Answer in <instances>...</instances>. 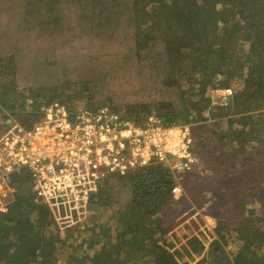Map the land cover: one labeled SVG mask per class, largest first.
Masks as SVG:
<instances>
[{
  "label": "trees",
  "instance_id": "trees-1",
  "mask_svg": "<svg viewBox=\"0 0 264 264\" xmlns=\"http://www.w3.org/2000/svg\"><path fill=\"white\" fill-rule=\"evenodd\" d=\"M63 1L52 0V4ZM128 7L135 56L142 62L141 56L148 51L152 75H161V89L176 90L179 100L178 105L171 101L127 105L124 120L144 126L154 117L166 127L190 126L194 149L196 144L208 147L207 139L219 128L218 117L226 120L227 127L217 133L222 147L239 154L264 140V0H128ZM17 64L15 53L0 56V104L11 109L14 118L0 120V129L18 122L25 129L33 128L62 96L54 87L41 86L28 96L34 100L33 111L19 113L25 89L8 81V73L12 78L16 74ZM238 81L242 88L212 107L209 93L229 89ZM232 166L244 169L242 163ZM248 172L257 177L254 192L261 191L264 172L254 171L253 166ZM11 177L16 192L8 212L0 213V264H63L59 255L66 251L65 264H181L179 253L161 242L172 230L164 221L174 203L175 185L163 165L109 175L88 205L89 217H82L92 227L78 244L70 242L74 237L69 235L73 228L83 227L78 218L74 217L73 226L62 225L48 205L36 201L26 171ZM117 186L127 188L130 197L112 217L115 236L110 237L108 229L99 238L98 215L116 203L110 193ZM238 201L243 213L246 205ZM242 213L231 228L225 219L218 220L209 245L197 236L189 238L183 247L185 255L197 256L195 264H264V212L246 211L249 219ZM60 230H66V237ZM229 243L235 252L228 250Z\"/></svg>",
  "mask_w": 264,
  "mask_h": 264
},
{
  "label": "rangeland",
  "instance_id": "rangeland-1",
  "mask_svg": "<svg viewBox=\"0 0 264 264\" xmlns=\"http://www.w3.org/2000/svg\"><path fill=\"white\" fill-rule=\"evenodd\" d=\"M128 15V0H64L59 5H53L52 0H0V56L9 53L18 56L16 74L12 78L8 73V81L25 89L26 98L18 108L19 113L33 111L34 100L28 96L35 94L31 90L41 86L54 87L55 93L62 95L56 102L71 115L108 107L124 116L127 105L160 101L178 105L176 90L161 89L158 81L161 75H152L151 54L145 51L142 62L135 56ZM234 83L231 88L235 94L242 83ZM209 95L212 107L224 101L219 90ZM68 96H71L69 101ZM10 113L11 109L0 104V120L13 118ZM216 122L220 125L216 134L207 139L208 147L196 144L193 149L197 159L195 169L185 175L182 196L174 199L165 215L164 222L172 230L161 242L171 252L179 253L181 264L199 261L197 256L184 253L189 238L197 236L209 245L216 236L218 220L225 219L230 228L235 225L242 213L238 200L245 203L242 214L248 219L246 211L264 212V185L261 191L254 192L253 182L257 177L248 172L253 166L254 171L258 169L263 174L264 140L236 154L234 148L222 147L218 141L217 133L225 131L226 120L218 117ZM11 126L4 124L0 136ZM239 163L243 170L232 166ZM110 197L116 203L105 206L98 215L101 228L95 231L101 233L99 238L108 229H111L110 237L115 236L116 220L112 217L130 195L127 188L117 186ZM85 219L78 220L82 228H73L69 234L74 237L70 241L73 244L82 242L85 230L92 227ZM61 232L66 237V230ZM228 250L236 251L230 243ZM68 252L59 255L63 264Z\"/></svg>",
  "mask_w": 264,
  "mask_h": 264
},
{
  "label": "built area",
  "instance_id": "built-area-1",
  "mask_svg": "<svg viewBox=\"0 0 264 264\" xmlns=\"http://www.w3.org/2000/svg\"><path fill=\"white\" fill-rule=\"evenodd\" d=\"M220 95L227 99L233 90ZM74 116L56 103L33 128L14 123L0 136L1 214L8 212L16 192L11 176L21 171L29 174L36 201L48 205L62 225L73 226L75 216L87 215L109 175L123 176L154 163L171 172L172 194L182 196L184 176L197 163L190 126L166 127L153 118L140 126L108 107Z\"/></svg>",
  "mask_w": 264,
  "mask_h": 264
},
{
  "label": "clouds",
  "instance_id": "clouds-1",
  "mask_svg": "<svg viewBox=\"0 0 264 264\" xmlns=\"http://www.w3.org/2000/svg\"><path fill=\"white\" fill-rule=\"evenodd\" d=\"M229 89H231V88H229ZM224 90H225V89H224ZM232 90H233V89H232ZM221 91H222V90H220V92H221ZM233 95H234V91H233ZM233 95H232V96H233ZM220 96H221V95H220ZM232 96H231V97H232ZM228 98H230V97H228ZM228 98H227V99H228ZM222 99H223V98H222ZM227 99H224V100H227ZM172 197H173V199L178 200V198H175V197L173 196V194H172Z\"/></svg>",
  "mask_w": 264,
  "mask_h": 264
}]
</instances>
